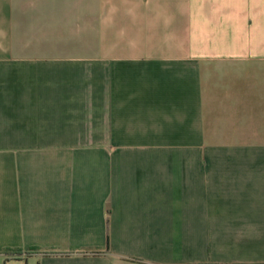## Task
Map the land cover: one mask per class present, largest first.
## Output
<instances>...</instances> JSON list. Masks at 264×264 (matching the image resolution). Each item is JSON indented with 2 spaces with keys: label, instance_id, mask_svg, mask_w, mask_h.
<instances>
[{
  "label": "crops",
  "instance_id": "obj_1",
  "mask_svg": "<svg viewBox=\"0 0 264 264\" xmlns=\"http://www.w3.org/2000/svg\"><path fill=\"white\" fill-rule=\"evenodd\" d=\"M0 264H264V0H0Z\"/></svg>",
  "mask_w": 264,
  "mask_h": 264
},
{
  "label": "rangeland",
  "instance_id": "obj_2",
  "mask_svg": "<svg viewBox=\"0 0 264 264\" xmlns=\"http://www.w3.org/2000/svg\"><path fill=\"white\" fill-rule=\"evenodd\" d=\"M201 150H211V145H201Z\"/></svg>",
  "mask_w": 264,
  "mask_h": 264
}]
</instances>
